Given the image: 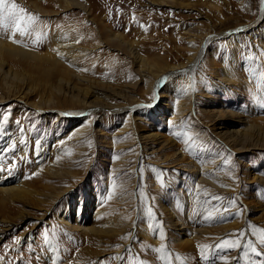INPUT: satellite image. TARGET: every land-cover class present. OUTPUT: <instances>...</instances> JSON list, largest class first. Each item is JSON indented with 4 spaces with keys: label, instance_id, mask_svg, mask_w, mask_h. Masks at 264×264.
<instances>
[{
    "label": "rangeland",
    "instance_id": "obj_1",
    "mask_svg": "<svg viewBox=\"0 0 264 264\" xmlns=\"http://www.w3.org/2000/svg\"><path fill=\"white\" fill-rule=\"evenodd\" d=\"M13 2L38 20L21 43L0 39L38 56L0 69V176L23 195L0 190V264H264L252 251L264 252L260 0ZM61 42L75 43V59ZM202 48L159 89L134 56L188 64ZM139 103L135 117L114 112ZM85 105L104 109L61 114ZM87 216L86 231L61 219Z\"/></svg>",
    "mask_w": 264,
    "mask_h": 264
},
{
    "label": "bare ground",
    "instance_id": "obj_2",
    "mask_svg": "<svg viewBox=\"0 0 264 264\" xmlns=\"http://www.w3.org/2000/svg\"><path fill=\"white\" fill-rule=\"evenodd\" d=\"M76 3H78V2H75V4ZM163 5H168V3H165ZM263 20H264V10H262V12L260 13V16H259V19L257 20V23L260 24ZM257 23H254V24L249 25V26L240 27V30H237L236 32H234L235 33L234 35L236 37V42L238 43V41H241L240 37H242V35L237 34V33H239V32L248 33V32H251V30H252V33H253V30L257 26ZM188 31H190V30H188ZM248 35H251V33L248 34ZM212 38L213 37H210L209 39H207L205 41V46L208 44V42L211 41ZM73 40H75V39H73ZM61 43L62 44L59 47L60 53L63 54L64 56L66 55L67 56L66 58H69L70 60L73 59L74 58V54H72V51L76 48L75 43L74 42L73 43L72 42H61ZM14 46H15V48H12L11 44H7V42L5 40L0 39V58H1L0 59L1 60L0 69L3 68L2 64H4L9 59V57H12L16 53L24 54L25 57L38 56L37 54H35V53L31 52V51H28L26 48L23 49V48H20V47H18L16 45H14ZM129 50H130V46H129ZM202 50H204V48H202L199 51V53L195 56V58L192 59V61L188 62V64L184 63V64H179V65H171L168 62H165L164 65H162L160 63L149 64L148 62H146V60H144L141 56L138 55L139 52L138 53L134 52V51H132V52H134V56H135V59H136L135 61L138 60V62H139L138 63L139 64V66H138L139 68L138 69L141 71V73H143L145 75H153L154 77H160L157 80V85H156V89H159V87L162 86V84L167 79V77H170L171 74H173V72H175V71L179 72V70H181V69H183L185 67L189 68V69H194L196 67V63H197L196 60L198 58V55L201 56L202 53H203ZM167 66H168L169 69H166ZM4 73H5L6 76H8L10 74H12L14 76V73L10 69H8L7 71H4ZM217 79L220 82L221 81H225V83L227 82V80L224 78V76H219V77H217ZM228 80H231V79H228ZM77 101L79 103H81V102L84 103V100H82V99H78L77 98ZM1 102L2 101H0V103ZM155 103H156V101L153 104H155ZM144 106L145 105L142 104V103H139V104H136V105L130 106V107L129 106H124V105H121V106L119 105V107H115L114 108V112L118 113V112H122V111H129V114L132 115V117L133 116L135 117V114L138 113L139 111L141 112V109H143ZM87 107H88V105L87 106L85 105L84 108L83 107H81L79 109L77 108V110H75V109L65 110V111H62L61 114H64L65 116H70V117H80V116H82L84 114L90 115L93 112L99 110L98 108H100V106H99V107H94L93 109L89 110V108H87ZM38 108H40V107H38ZM102 109H104V108L103 107L100 108V110H102ZM176 115H180V114L177 113ZM141 136L145 137V138H150L151 141L155 140L154 139L155 138L154 137L155 136L154 133H152V134H143ZM148 144H151V143H148ZM152 153H154V152H152ZM21 186L22 185L18 184V183L9 185L8 182L5 181V180H2L1 176H0V190L1 191L13 193L15 188H17V192L18 193L15 192V194H18V196L23 198L22 191H21V189H22ZM28 193H30V191H28L27 194ZM96 214H98V212H96ZM25 217H27L26 214H25ZM61 219L64 220V223L67 226H70L72 228H79L80 230H85V231L93 229V226H89L88 224L86 225V223H88L90 221V218H88V216L81 222V224H78V225H76V224L74 225L73 222L70 219H68V218L62 217ZM10 225H11V223L7 224L6 227L4 226L5 229L6 230L9 229ZM173 226H174L175 230H177V232L173 235L175 240H181V243H185V242L189 241L190 239H192V237L189 234H188L189 236L187 238H184V237H186V235H184L183 237L181 236V234L184 232V230L187 228V226L184 223H181L179 221V219L176 218L174 220ZM171 228H172V226H171Z\"/></svg>",
    "mask_w": 264,
    "mask_h": 264
},
{
    "label": "snow or ice",
    "instance_id": "obj_3",
    "mask_svg": "<svg viewBox=\"0 0 264 264\" xmlns=\"http://www.w3.org/2000/svg\"><path fill=\"white\" fill-rule=\"evenodd\" d=\"M260 5L261 9L264 10V0H260ZM37 20L38 18L35 15L26 14L25 10L22 7H19L15 2H13V0H0V30L4 32H11L12 35L9 37L11 42L21 43L20 41L14 39L15 35L19 34L21 37L30 35L31 32L34 31L33 25ZM249 71L254 70L249 69ZM173 134L175 135V133ZM177 138H185L183 142H185L186 145L192 140V137L187 132H182ZM0 171H3V169L0 168ZM163 238V235H161V239ZM259 243L264 245V238H261ZM226 244H228L231 248L240 247L239 240L227 241ZM221 247H224V245H221ZM157 251L162 252L163 249H159ZM252 251H254L258 257L264 255V252L256 251L255 249H252ZM114 259H120V257H115ZM164 259L165 258L162 256L161 260ZM180 259V257H177V260Z\"/></svg>",
    "mask_w": 264,
    "mask_h": 264
}]
</instances>
